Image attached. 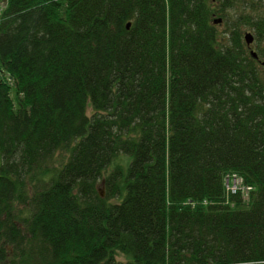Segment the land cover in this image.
I'll return each instance as SVG.
<instances>
[{
    "label": "trees",
    "instance_id": "1",
    "mask_svg": "<svg viewBox=\"0 0 264 264\" xmlns=\"http://www.w3.org/2000/svg\"><path fill=\"white\" fill-rule=\"evenodd\" d=\"M211 2L0 0V264H264V23Z\"/></svg>",
    "mask_w": 264,
    "mask_h": 264
},
{
    "label": "rangeland",
    "instance_id": "2",
    "mask_svg": "<svg viewBox=\"0 0 264 264\" xmlns=\"http://www.w3.org/2000/svg\"><path fill=\"white\" fill-rule=\"evenodd\" d=\"M212 7L215 12H213L212 18L222 17L223 21L218 26L219 31H225L228 24L238 22L242 16L249 15L252 17L255 22L264 23V0H212ZM226 4V5H225ZM242 15V16H241ZM242 26V32L246 29L252 30L254 34L260 33L258 36L264 39V29L254 30L253 25H244ZM257 46L264 48V40L256 39ZM87 114L91 113V107L86 108ZM100 191L103 194V188L100 187Z\"/></svg>",
    "mask_w": 264,
    "mask_h": 264
},
{
    "label": "flooded vegetation",
    "instance_id": "3",
    "mask_svg": "<svg viewBox=\"0 0 264 264\" xmlns=\"http://www.w3.org/2000/svg\"><path fill=\"white\" fill-rule=\"evenodd\" d=\"M222 23V22H220ZM251 33V41L248 42L245 38V33ZM258 40H264L262 38H257L256 35L252 32V30L246 29V31L242 32L241 43L242 48L244 49V54L248 58L249 61L264 75V48L258 47L256 42ZM251 52L255 53V56L251 54Z\"/></svg>",
    "mask_w": 264,
    "mask_h": 264
},
{
    "label": "built area",
    "instance_id": "4",
    "mask_svg": "<svg viewBox=\"0 0 264 264\" xmlns=\"http://www.w3.org/2000/svg\"><path fill=\"white\" fill-rule=\"evenodd\" d=\"M227 181H228V189L231 192H236L240 183V179L238 178V176L231 175L227 178Z\"/></svg>",
    "mask_w": 264,
    "mask_h": 264
},
{
    "label": "water",
    "instance_id": "5",
    "mask_svg": "<svg viewBox=\"0 0 264 264\" xmlns=\"http://www.w3.org/2000/svg\"><path fill=\"white\" fill-rule=\"evenodd\" d=\"M221 21H222V18L221 17H214L213 18V22L214 23H220ZM126 26L129 27V23H127ZM245 38H246V40L248 42H250L251 41V33H249V32L245 33ZM251 54L255 56V53L254 52H251Z\"/></svg>",
    "mask_w": 264,
    "mask_h": 264
},
{
    "label": "bare ground",
    "instance_id": "6",
    "mask_svg": "<svg viewBox=\"0 0 264 264\" xmlns=\"http://www.w3.org/2000/svg\"><path fill=\"white\" fill-rule=\"evenodd\" d=\"M90 105V104H89Z\"/></svg>",
    "mask_w": 264,
    "mask_h": 264
}]
</instances>
